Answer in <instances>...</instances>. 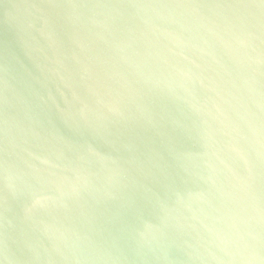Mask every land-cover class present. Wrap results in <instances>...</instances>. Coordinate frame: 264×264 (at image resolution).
Listing matches in <instances>:
<instances>
[{
	"label": "water",
	"instance_id": "95a60500",
	"mask_svg": "<svg viewBox=\"0 0 264 264\" xmlns=\"http://www.w3.org/2000/svg\"><path fill=\"white\" fill-rule=\"evenodd\" d=\"M0 264H264V0H0Z\"/></svg>",
	"mask_w": 264,
	"mask_h": 264
}]
</instances>
